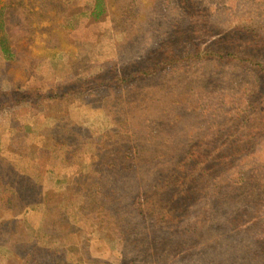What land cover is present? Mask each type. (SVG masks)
<instances>
[{
	"label": "rangeland",
	"instance_id": "374dc122",
	"mask_svg": "<svg viewBox=\"0 0 264 264\" xmlns=\"http://www.w3.org/2000/svg\"><path fill=\"white\" fill-rule=\"evenodd\" d=\"M175 3L0 0V91L30 93L0 109V264H264L262 228L245 223L264 218V186L244 209L264 182V144L196 180L201 198L176 224L140 213L146 192L161 207L162 168L181 153L224 156L201 138L242 110L253 84L207 63L135 74L172 41ZM193 3L220 26L264 23V0Z\"/></svg>",
	"mask_w": 264,
	"mask_h": 264
},
{
	"label": "trees",
	"instance_id": "16d2710c",
	"mask_svg": "<svg viewBox=\"0 0 264 264\" xmlns=\"http://www.w3.org/2000/svg\"><path fill=\"white\" fill-rule=\"evenodd\" d=\"M181 2L175 3L179 17L174 22L176 27L171 36L172 41L164 45L163 49L154 50L156 61L146 59V65L135 74L150 77L161 71L183 70L188 66L207 63L216 69L226 68L233 73L251 74L253 84L243 97L245 103L242 110H239L229 120L222 121L220 128L212 125L211 134L216 130L212 136L208 134L201 138L202 145H215L214 149H217L214 152L220 151L224 156L221 159L216 158L214 157L216 154L213 155L211 152H203L199 156L196 153L197 149L183 152L168 166L162 168L161 174L165 177V187L161 190L165 189L166 193L161 194L165 195V201L160 200L161 207L158 208L154 196L149 198L147 192L143 194V203L141 212H139H147L146 216H156L159 222L171 225L177 223L172 222V217L179 219L201 198V191L189 188L196 180L211 179L212 175L218 172L217 163L218 166H223L225 171L230 170L229 166L232 168L233 163L237 165L246 161L260 148L259 146L264 144V23L248 20L242 24L220 26L213 18L212 8L202 3H193V0H181ZM103 5V3L94 5L91 15L95 19L103 14ZM4 15L2 8L0 10L1 34L6 33ZM2 50L9 54L8 58L13 55L4 47ZM115 78L119 79L116 75ZM189 84L188 81H184L183 86H178L180 95L185 93ZM19 92L17 90L0 91V109L4 103L14 106L22 100H30V97L22 98L25 94H30L29 92L25 91L23 95ZM207 155L213 156L207 157ZM206 166H211L209 168L212 172L209 175L204 170ZM250 178L239 179L236 185L240 189H245V185L250 184ZM227 186L232 187V185ZM263 186L264 182L262 184L257 182L253 185L244 209H251L252 206L258 208L260 199H258L257 191ZM161 212H166V214H161ZM238 220L239 214L235 217V221L241 225ZM245 223L262 228L261 235L264 243V218L259 216L255 221Z\"/></svg>",
	"mask_w": 264,
	"mask_h": 264
}]
</instances>
